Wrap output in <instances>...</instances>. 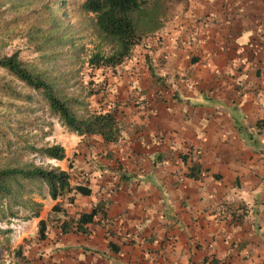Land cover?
I'll list each match as a JSON object with an SVG mask.
<instances>
[{"label": "crops", "instance_id": "crops-1", "mask_svg": "<svg viewBox=\"0 0 264 264\" xmlns=\"http://www.w3.org/2000/svg\"><path fill=\"white\" fill-rule=\"evenodd\" d=\"M173 15L114 81L119 141L76 134L88 146L51 160L74 190L49 194L16 264H264V0Z\"/></svg>", "mask_w": 264, "mask_h": 264}, {"label": "rangeland", "instance_id": "rangeland-1", "mask_svg": "<svg viewBox=\"0 0 264 264\" xmlns=\"http://www.w3.org/2000/svg\"><path fill=\"white\" fill-rule=\"evenodd\" d=\"M85 1L0 0V55L18 53L25 66L51 83L81 117L111 105L117 95V90L112 92L114 81L121 76V66L94 68L89 64L95 54L109 56L115 48L97 28L95 15L83 11ZM157 1L159 19L169 22L179 0ZM148 38L144 35L139 45H145ZM129 60L123 67H129ZM89 143L62 125L40 92L0 68V167L51 169L54 163L33 152L34 148L61 145L74 157ZM24 185L20 197L0 199V264H16L20 244L28 236L34 239L36 229L30 222L34 212L49 206L46 185L25 180ZM19 230L21 237H17Z\"/></svg>", "mask_w": 264, "mask_h": 264}, {"label": "trees", "instance_id": "trees-1", "mask_svg": "<svg viewBox=\"0 0 264 264\" xmlns=\"http://www.w3.org/2000/svg\"><path fill=\"white\" fill-rule=\"evenodd\" d=\"M157 2V0H86L82 6L83 11L95 15L97 28L104 39L115 48V52L109 56L101 53L92 56L89 60L90 66L116 68L123 65L131 57L133 49L140 44L144 35L148 36L159 31L163 27V22L159 19L161 11ZM151 3L154 5L148 10L147 7ZM0 68L7 70L29 88L40 92L52 113L70 132L84 138L99 136L105 144L117 143L121 138L122 128L117 106L94 111L81 117L74 112L69 100H64L57 94L51 83L25 66L18 53L5 57L0 55ZM150 71L160 81L152 67ZM33 152L50 160L64 161L67 157L66 150L61 145L34 148ZM24 180L46 185L53 200L71 194L74 190L71 187L70 174L60 167L51 169L34 165L0 167V199L8 200L21 195L20 192L25 189ZM99 209L100 206L93 211V214L80 218L79 226L75 231L85 232L84 225L93 220ZM39 216L40 211L36 210L33 218ZM83 220L85 223H82ZM45 227L46 222L40 221L41 238H44ZM62 229L65 233L69 232L70 229L72 230L71 224L64 223Z\"/></svg>", "mask_w": 264, "mask_h": 264}, {"label": "built area", "instance_id": "built-area-1", "mask_svg": "<svg viewBox=\"0 0 264 264\" xmlns=\"http://www.w3.org/2000/svg\"><path fill=\"white\" fill-rule=\"evenodd\" d=\"M17 233H18V236L17 237H21V235H22L21 233L22 232L19 230Z\"/></svg>", "mask_w": 264, "mask_h": 264}]
</instances>
